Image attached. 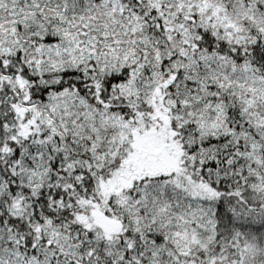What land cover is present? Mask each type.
I'll use <instances>...</instances> for the list:
<instances>
[{
	"label": "snow or ice",
	"instance_id": "obj_1",
	"mask_svg": "<svg viewBox=\"0 0 264 264\" xmlns=\"http://www.w3.org/2000/svg\"><path fill=\"white\" fill-rule=\"evenodd\" d=\"M0 264H264V0H0Z\"/></svg>",
	"mask_w": 264,
	"mask_h": 264
}]
</instances>
